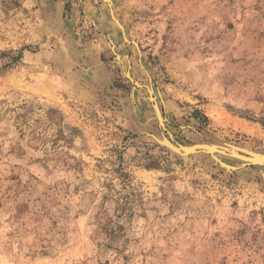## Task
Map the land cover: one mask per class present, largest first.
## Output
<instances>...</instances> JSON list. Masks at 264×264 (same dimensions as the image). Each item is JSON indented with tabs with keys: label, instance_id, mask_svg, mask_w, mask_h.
<instances>
[{
	"label": "rangeland",
	"instance_id": "374dc122",
	"mask_svg": "<svg viewBox=\"0 0 264 264\" xmlns=\"http://www.w3.org/2000/svg\"><path fill=\"white\" fill-rule=\"evenodd\" d=\"M164 139L264 155V0H0V264H264V166Z\"/></svg>",
	"mask_w": 264,
	"mask_h": 264
},
{
	"label": "water",
	"instance_id": "95a60500",
	"mask_svg": "<svg viewBox=\"0 0 264 264\" xmlns=\"http://www.w3.org/2000/svg\"><path fill=\"white\" fill-rule=\"evenodd\" d=\"M155 109L157 111L156 113H158V115H160L159 108L157 105L155 106ZM159 142L163 143L167 148H169L172 152H174V154H178V155H192V154H198L201 152L211 154L214 157V159L219 164L224 166L226 169H230V167L228 165H225L218 158H216L214 156V153H219L222 155L231 156V157H235L237 159H240V160L244 161L243 167H246L249 165H262V166H264V155H261L259 153L256 154V153L246 152V151H243V152L247 153L248 156L241 155V154L236 152L238 150V148H235L234 146L220 147V146H213V145H209V144H196L193 146H183L180 144L174 145L173 143H171L167 139H164V141L159 140ZM231 169H235V168H231Z\"/></svg>",
	"mask_w": 264,
	"mask_h": 264
},
{
	"label": "bare ground",
	"instance_id": "6f19581e",
	"mask_svg": "<svg viewBox=\"0 0 264 264\" xmlns=\"http://www.w3.org/2000/svg\"><path fill=\"white\" fill-rule=\"evenodd\" d=\"M152 99V98H151ZM158 120L160 121H163V119L161 118V115L158 116Z\"/></svg>",
	"mask_w": 264,
	"mask_h": 264
}]
</instances>
